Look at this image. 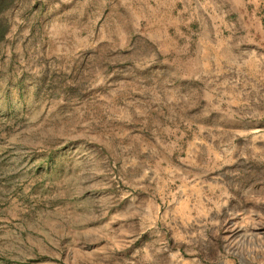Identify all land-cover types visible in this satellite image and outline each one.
Wrapping results in <instances>:
<instances>
[{
  "label": "rangeland",
  "instance_id": "374dc122",
  "mask_svg": "<svg viewBox=\"0 0 264 264\" xmlns=\"http://www.w3.org/2000/svg\"><path fill=\"white\" fill-rule=\"evenodd\" d=\"M134 10L0 1V264H264V79Z\"/></svg>",
  "mask_w": 264,
  "mask_h": 264
},
{
  "label": "crops",
  "instance_id": "0c3cea01",
  "mask_svg": "<svg viewBox=\"0 0 264 264\" xmlns=\"http://www.w3.org/2000/svg\"><path fill=\"white\" fill-rule=\"evenodd\" d=\"M134 5L141 36L166 60L206 70L236 61L249 76L264 79V0H134ZM232 198L222 194L221 214ZM230 212L234 217L244 211Z\"/></svg>",
  "mask_w": 264,
  "mask_h": 264
},
{
  "label": "trees",
  "instance_id": "16d2710c",
  "mask_svg": "<svg viewBox=\"0 0 264 264\" xmlns=\"http://www.w3.org/2000/svg\"><path fill=\"white\" fill-rule=\"evenodd\" d=\"M0 1H3V0H0Z\"/></svg>",
  "mask_w": 264,
  "mask_h": 264
}]
</instances>
